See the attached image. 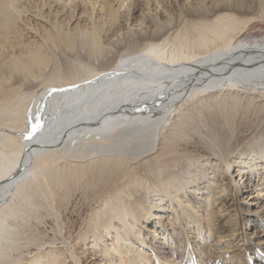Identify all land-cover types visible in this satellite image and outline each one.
I'll use <instances>...</instances> for the list:
<instances>
[{
	"label": "bare ground",
	"instance_id": "6f19581e",
	"mask_svg": "<svg viewBox=\"0 0 264 264\" xmlns=\"http://www.w3.org/2000/svg\"><path fill=\"white\" fill-rule=\"evenodd\" d=\"M169 1L0 0V264H204L228 212L240 238L211 264L253 263L239 193L264 198V129L226 125L240 91L264 96V42L238 41L264 0L244 22L254 0L175 2L180 30Z\"/></svg>",
	"mask_w": 264,
	"mask_h": 264
},
{
	"label": "rangeland",
	"instance_id": "374dc122",
	"mask_svg": "<svg viewBox=\"0 0 264 264\" xmlns=\"http://www.w3.org/2000/svg\"><path fill=\"white\" fill-rule=\"evenodd\" d=\"M173 4H175L174 6H172L171 3H167L165 2V7L167 8H172L175 11V14L178 18V21L180 22V26L178 27V29L180 30L183 26L184 23L186 22V19L184 17L183 14V10L182 8L179 6V4L177 5L178 1H181V3H184L186 0H172ZM171 0L169 2H172ZM255 2V0H254ZM252 3L248 6V8L246 10L243 11H237L234 14V18H236L239 22H244L246 21L248 18L250 17H254L257 14L260 13V8L259 6L255 3ZM167 3V4H166ZM140 12V11H139ZM136 12L135 17L136 20L138 22L135 23V25H140L142 23V21H144V25L143 27H145V24L147 22V17L145 18L142 17L141 12ZM141 20V21H140ZM181 27V28H180ZM134 29V28H133ZM138 29V28H137ZM178 32V31H177ZM177 32L174 30L172 31V35L170 37V40H173L174 37L176 36ZM238 41H242L245 43H249V44H254L255 42H264V21L262 22H256L254 24H252L245 32L244 34L238 39ZM97 63V62H96ZM50 66H53L52 64ZM74 69H71V71L69 69H64L63 71V75L64 76H69L71 74H73ZM66 73V74H65ZM243 89V88H242ZM248 89V88H247ZM252 91V90H250ZM260 91V90H259ZM257 92V91H255ZM238 98H237V102L234 105H231L230 107V112L228 113V115H234V119L230 120L231 122L229 123V125H226V128L228 129V131H230V128H232L235 131V137H241V138H248L251 137L254 134H259V132L262 130V128L264 129V96H259L258 93L255 94H248L246 93V90L240 91V94L238 93ZM11 104V103H10ZM14 104V103H12ZM17 105H15L16 107ZM11 107V106H9ZM0 108L4 109L5 105H3V103L0 104ZM0 109V110H1ZM9 109V108H8ZM3 120L2 116L0 115V122H4L1 121ZM223 118H221V125L223 126ZM6 123V121H5ZM1 130V129H0ZM186 137V140H184V138ZM198 135H194V132H187L186 131V136H183V140L181 141L182 146H185V148H189V150H193L196 148L197 145H201V140H197L198 139ZM192 139V140H191ZM234 140V139H233ZM258 140V139H257ZM256 139L253 140H249L250 145H254L257 141ZM248 142V140H247ZM196 143V144H195ZM188 144V145H187ZM244 146L239 147L240 151H243ZM241 152L236 151L234 153L233 157V161L240 163L243 159L240 155ZM222 170H225V168H222ZM233 171V174L236 176V170L237 167H233L231 168V171ZM239 177H236L237 181H239L238 179ZM235 179V180H236ZM241 181L239 182L240 185ZM242 187V186H241ZM236 189H234L235 191ZM255 191V190H254ZM246 192L243 191L242 193H239V199L244 200V206L243 208L245 209V211L249 214L252 212H258V216L256 217L254 215V217L251 218V220L254 221L255 224L259 225L258 227V233L256 232V235L254 233H252V231L249 229L248 227V222L245 224V238H251L250 241L252 243L255 244V246L252 247V251H250L251 256L255 259H253V263L252 264H264V238H257V234L258 236H260V233H264V214H262V207L264 205L263 197L262 198H256L257 193H253L252 196L250 198H253V200H250V198L247 200L246 202V197L248 196L247 194H245ZM245 194V195H244ZM77 207L78 208H83L82 203H77ZM216 213L218 214H223L222 212V208L221 210H215ZM235 214V213H234ZM232 214L231 212H228V214L226 213L225 217H224V221H225V226L227 227L226 229V233H224V230H220L218 231V235H216L217 233V229L212 233V237L211 238H207V241H202L201 245L202 247H207L205 248V252L209 253V257H213L214 259L217 261H213L212 258H209L208 260H205L204 264H211L212 262H221L222 259L224 258L225 254L224 251L228 249V247H230L231 245L229 243H236L239 238L236 234H238V232H234L235 229L231 228L230 225L233 221L236 220V216ZM263 215V216H262ZM250 218V217H249ZM258 218H260L261 220H259ZM223 221V222H224ZM80 222L82 223V219L80 220ZM243 223V220L241 219V224ZM234 235L233 237L230 236ZM216 235V236H214ZM161 239L157 241V244H161V247L164 249V245H162V242H164V236L160 237ZM236 239V241H235ZM194 241V239H193ZM196 241V240H195ZM216 241H218L216 243ZM220 241V242H219ZM204 242V243H203ZM211 243H213V249H212V253H210V251L208 250V245H210ZM103 246L106 245V243H102L101 244ZM241 245V243H240ZM259 247H263V250L261 254L256 255L259 252ZM236 248V252L239 251L240 247H235ZM231 249V250H235ZM241 248H244V246H242ZM256 248V249H255ZM247 248H245L246 250ZM148 250V249H147ZM168 251V250H165ZM229 251V249H228ZM231 252V251H230ZM89 255H93L92 257H90L87 262H85V264H109L105 259H103L102 257H100V255H94V251H90ZM244 255V254H241ZM260 256V257H258ZM207 259V258H206ZM150 264V263H149ZM153 264H158V262L154 261Z\"/></svg>",
	"mask_w": 264,
	"mask_h": 264
},
{
	"label": "snow or ice",
	"instance_id": "6c2138e0",
	"mask_svg": "<svg viewBox=\"0 0 264 264\" xmlns=\"http://www.w3.org/2000/svg\"><path fill=\"white\" fill-rule=\"evenodd\" d=\"M63 89H53L52 91H62ZM40 127V125L39 124H34L33 125V132L37 129V128H39Z\"/></svg>",
	"mask_w": 264,
	"mask_h": 264
}]
</instances>
